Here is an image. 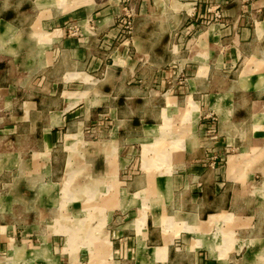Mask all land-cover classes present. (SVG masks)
<instances>
[{"label":"crops","instance_id":"obj_1","mask_svg":"<svg viewBox=\"0 0 264 264\" xmlns=\"http://www.w3.org/2000/svg\"><path fill=\"white\" fill-rule=\"evenodd\" d=\"M24 1L0 12V204L8 201L0 264H264V188L253 184L258 175L264 184V0H137L143 21L169 22L154 25L161 34L137 25L145 32L130 38L134 57L114 49L119 0H91L69 15L48 9L22 24ZM217 10L222 19L190 41L191 55L176 51L186 29L179 20ZM86 17L98 20L97 33L63 30ZM173 62L187 84H172ZM159 82L161 91L150 86ZM151 95L162 103L153 102L150 119L140 109ZM180 109L189 116L173 118ZM160 138L164 148L181 138L182 160L136 171L135 152L144 160V145ZM214 155L224 160L215 169ZM100 195L107 200L92 206L82 199ZM101 219L100 246L86 233Z\"/></svg>","mask_w":264,"mask_h":264},{"label":"rangeland","instance_id":"obj_2","mask_svg":"<svg viewBox=\"0 0 264 264\" xmlns=\"http://www.w3.org/2000/svg\"><path fill=\"white\" fill-rule=\"evenodd\" d=\"M22 1H24V0H22ZM33 1L34 0L27 1L28 3H26L24 1V2H22V4L20 6L16 7V10H19V8H20V13H21V16L23 17L21 20L22 24H26L27 22H30L32 19L37 17V15H41V13L45 14V11H47L48 9H50L51 12L53 11V13L56 12L59 14H61V11H62V13H64V15H65L67 11H70L74 8L79 10V9L83 8V7H79V6L92 4L91 0H81V1L80 0H59V1L53 0L54 4L51 7L49 5L48 6H42V7H40V6L35 7L32 4ZM94 1H96L97 3H102L105 0H94ZM136 1L137 0H119L118 1V4L120 6V15L116 19V23H115L116 26L118 27V31H119L118 36L116 38L117 45L114 46L115 52L118 53L119 49H120V51H122L123 48H125V49L128 48V49H130V52H128V53L132 57H134L135 54H134V52H132L133 49H131L130 38L134 37V33L136 31L137 25L143 24V23H145V24L151 23V25L149 26L150 27L149 29L152 30L154 25H156L159 22H165V21L169 22L168 21L169 16H161L160 17L159 15H156V17H152V19H147V20L143 21L142 18L138 17V13L136 11V9H137ZM229 1L231 3H234V4H246L247 2H249V0H229ZM10 4L12 5L11 0L10 1L6 0L4 3H2L1 7H0V12H3L5 10L7 11V9H9L8 7ZM76 9H75V11H76ZM71 13H72L71 11L67 12L66 15H69ZM221 14H222V12H219V10H217L215 12H210V14H207L206 18H204V17L199 18L198 13L193 14L192 18L191 17L187 18L186 15L183 16V18L180 19L179 21L181 23H183L182 28H184V29L186 28V29L184 32L179 33V35L177 37H175V39L172 41V45L177 46L176 51L181 50L185 54V57L188 55H191L193 47H192V44L190 41H193V38H196L201 31H205V29H204L205 27L208 28L212 23H219L217 20L222 19ZM56 20H58V19H56ZM97 21L98 20L94 17H90V18L86 17L84 20H70L69 22H66L65 26L63 27V30L65 31V33L68 36H71L73 38L84 37V35H85L84 31H86V30L89 32H92V33L96 32L97 24H98ZM170 21H172V24H173L178 20L177 19H174V20L170 19ZM144 32L145 31H142V30L136 31V36L137 37H139V36L143 37ZM151 32H154V34L156 32L160 33V34L162 33V31H159V30H157V31L152 30ZM181 35H183L182 39L180 38ZM43 37H44L45 42L49 41L46 38V36H43ZM11 38H12V35H11ZM170 43H171V40H170ZM245 48H247V49H244L245 53L250 52L251 48H248V47H245ZM110 53L112 55L113 51L111 52V50H110ZM115 55H116V53H115ZM116 57L117 56H114V61H115ZM136 60L137 59L133 60L132 65L135 63ZM155 60H157V57H156V59H154V61ZM110 63H111V60L108 64H110ZM186 64H189V63H186ZM139 65H141V66L145 65L144 59L140 60V64H138L137 67ZM155 65L157 67L161 68L160 62H158V64L155 63ZM146 66L149 67V65L147 63H146ZM113 68H118V67L113 66ZM143 68L146 69V67H144V66H143ZM167 69H169L170 73L173 74L172 84H176L177 81H180V83L182 85H184L185 83L187 84V82H185L186 78L183 76V73H182L183 70L180 69V66L177 62L170 63V65ZM126 70H129V69H126ZM14 76H16V71L11 73V77L14 78ZM81 77L86 79L85 76H81ZM83 78H80V80H79L80 83H77V84H79V86H82L79 88L80 92L81 91L86 92V90H87L86 86H83L82 83H84V82L86 83V82H88V80L85 81V79H84V82H83ZM104 83H105V85H110V84H112V81L109 80V81L104 82ZM104 83H102V84H104ZM153 85L156 87H159L158 89H160V91L162 90V84L160 82L158 84H154V83L150 84L151 87ZM158 89H156V90H158ZM235 91L236 92L239 91V87H238L237 83L235 84ZM239 96H240V94L238 95V97ZM161 98H162L161 95H159V96H153V95L146 96L144 99H146V101H149L150 104L141 105V109H140L141 115L145 114V116L147 118H150V119L153 118L154 115H153V111L151 109L153 107L152 104H154L153 102L158 101L159 105H160L162 103ZM189 113L190 112L185 113L184 110L180 109L178 114L173 116V118H177V117H181V118L185 117L186 118L189 116ZM131 114L132 113L130 111L124 113L125 117H130ZM173 118L167 117L166 120H168V119L173 120ZM154 119H159V118L155 117ZM149 121L153 122L152 120H149ZM0 126L3 127L4 126L3 123H1ZM165 129H166L165 127H160L159 131H161V133H163L165 131ZM161 141H162V138H160V141H157L156 143L144 145V150H143L144 160L142 159V157L139 156L140 155L139 151L135 152V154L133 155L134 160L132 162L133 163L132 165L136 171L145 172L143 165L149 169L150 167H154L156 164H158V163L160 164L162 162L167 163L168 168H170L174 162H178V160H180V161L182 160L181 152L179 151V148H183V142L181 141V138L179 139L178 142L173 143V145H171L169 148H164L165 143L161 142ZM137 146H138V148H136V149H141V147H139V145H137ZM149 154H151L152 156L150 157ZM158 157H159V160H158ZM166 158H167V160H166ZM143 162H144V164H143ZM222 164H224V160L221 157L215 156V155L209 161L210 167L211 168L213 167L214 169L222 166ZM70 179H71V177H70ZM262 181H263V178L261 177V175H258V177L256 178V181H255L256 183L254 182L253 184H255V187L264 188V184ZM5 191H6V188H5V190L2 189V192H5ZM256 195L259 196L261 194L259 191H257ZM106 197L107 196H103V195L97 196V198L98 199L100 198V200L102 199V201H98L97 199L95 201H93L94 199H92V202H90V203L88 202V200H90V199H87V197L85 198V196H83L82 199L87 200L86 204H90L92 206V204L94 205L95 203H101L104 200H107L108 197L107 198ZM258 199H259L261 204H264V198H262V197L260 198V196H259ZM3 202H5L6 205L8 204L7 200H2L1 204ZM1 204H0V206H1ZM86 204H83V209H85V210L87 209L86 207L89 206ZM86 214L87 213L84 212L85 216H86ZM90 215H91V213L88 214L87 217L84 216L85 219L88 220V224L89 223L91 225L96 224L95 216L90 217ZM103 225H104V221H103V219H101L100 222H98V225H96L95 227H92L90 230H87L86 236L92 244H95V245L100 244V246H101V245H103V244H101L102 243L101 240L104 241V244L106 243V240H107L106 237L104 239H101L102 235H103V230H102ZM83 228L84 227L80 226L78 229L83 230ZM69 230H71V229H69ZM76 237H78L77 233H76V231H74L72 229L71 232H69V240H70L71 244L74 242V240H76ZM88 252H90V251H88ZM94 259L97 260L99 258H96V255H95ZM78 262H77V264H88L87 261H80L79 263ZM96 262L99 264L100 260H97ZM93 264H94V262H93Z\"/></svg>","mask_w":264,"mask_h":264},{"label":"bare ground","instance_id":"obj_3","mask_svg":"<svg viewBox=\"0 0 264 264\" xmlns=\"http://www.w3.org/2000/svg\"><path fill=\"white\" fill-rule=\"evenodd\" d=\"M58 1H59V0H58ZM55 4H56V3H55ZM158 160H159V157H158ZM166 160H167V158H166ZM148 167H149V166H148ZM150 168H151V167H150ZM150 168H149V169H150ZM160 251H161V250H160ZM161 254H162V253H161Z\"/></svg>","mask_w":264,"mask_h":264}]
</instances>
